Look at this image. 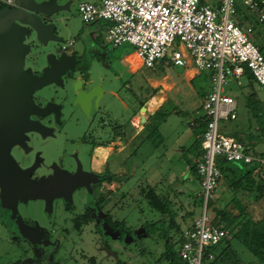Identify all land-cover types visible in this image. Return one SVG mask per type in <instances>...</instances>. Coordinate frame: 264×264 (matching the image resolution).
<instances>
[{
    "label": "rangeland",
    "instance_id": "1",
    "mask_svg": "<svg viewBox=\"0 0 264 264\" xmlns=\"http://www.w3.org/2000/svg\"><path fill=\"white\" fill-rule=\"evenodd\" d=\"M68 1L60 0L62 3H68L67 10L65 9L63 11V15L68 14L70 16L72 14L70 18H72L73 26L79 30L82 28L83 23L76 13L75 2L77 0L72 2V4ZM18 20L17 22L19 23ZM13 21L15 20H12L11 23L14 24ZM100 22L103 24L102 20ZM254 23L252 31L248 33V38L264 57V22L255 20ZM90 25L93 26V24L86 26ZM59 26H61V33L65 34L66 32L62 29V25ZM77 30L74 35L77 34ZM1 32L2 28L0 26V45H2L1 40L3 37ZM28 38L34 39L35 33L32 31L28 35ZM106 42L100 40V45H93L99 51V61H104L107 64L105 63L106 65L103 66L102 63L104 62H102L100 66L95 61L96 59H93L89 69L92 79H115L113 75L118 74V77L121 79L120 81L136 83L133 79L140 82L139 79H144L147 75L161 78L164 73L168 74L171 78L182 79L183 67L174 65L171 61H167L166 58L160 59L148 69H138L131 77L127 72V67L119 63L116 58L122 55V53L132 51L134 48L127 44L118 47L113 46V48ZM34 43H32L28 51L30 56L26 57L25 64L26 66L34 67L32 59H34L33 56L37 55L38 59L34 60H37L38 67L42 66V68H45V54L42 55V53H39ZM175 44L179 46L177 40ZM60 45L61 42H57L54 46L49 45L50 54L53 55L51 58L53 63H57L56 61L59 58L56 49H59ZM127 59L133 67L137 65V61L139 60L135 54L128 56ZM48 63L51 65L50 60H48ZM195 79H199L200 81V91L208 92L210 90L208 71H200ZM109 83L111 88L121 87V82L119 81L118 84L115 80H111ZM255 86L254 88L258 94L263 96V91ZM132 89L135 90L131 86V89H127L128 93L122 90L119 94H121L127 103L128 100L125 97H135L133 107H130L129 110H122L120 106L115 104L112 106L113 116L125 119L139 109L141 105L138 107V104L142 100L140 96L137 97L136 94L134 95L131 92ZM223 90L226 94L237 98L238 104H243L244 96L250 90V87L235 84L233 76L227 75ZM42 93L44 95L53 94V89L49 86ZM149 95L150 91L145 94L146 97H149ZM146 105L150 106V98L146 101ZM77 109L75 110L77 111ZM94 112L95 110H92L90 113V119L92 120L88 123V126H83L84 121H80L82 125H79V127L78 124H75L78 122L67 120L66 125L63 126V131L56 132L53 138L45 141L33 139L30 142L29 140L26 141V143L38 151L40 158L43 160L42 165L46 164L59 167L62 164L63 169L68 171H75L77 165H79L81 171L89 172L88 151L90 150L92 138H89L87 135L93 131L92 137L99 140V137H102L100 134L108 135L112 133L107 128V124L104 126L101 125L105 120L104 118L100 120L96 116V121L93 119ZM160 112L164 114V117L163 115H159L156 118V124L152 123L156 125L157 132L150 131V128L146 133H143L142 137L134 141V146L131 148V155L128 157V161L124 163L123 170L126 175L121 176L123 177V183L118 191L119 193L115 194L116 197L111 198L106 197L104 192V196L100 197L102 199L105 198V202L108 204L102 209L96 210L94 213L97 219L100 218L105 210L118 199V205L122 206L118 214L122 216L124 226L128 227L122 240H118L117 233L107 232L108 247H106L104 245L105 241L97 234L101 228L98 221L87 222L81 225V227L73 228V220L71 223V217L83 212L84 208L87 207L88 193L84 186L77 185L80 182H77V186L73 185L71 189L66 188L64 192L59 190L56 193H51V190L48 192L42 188L40 190L41 196H30L24 192L16 195V192H13L12 195L10 194L5 197L4 204L0 208L1 217L3 216V220L0 219V264H113L117 259L120 261L125 260L127 264H152V260L160 253L164 246L165 238L161 236L163 234L161 229L165 228V235H167L171 227H168L167 216L159 215L158 212L147 206L145 200L136 191L137 187L149 184L150 178L156 175L157 172H160L162 179L159 182L160 188H158V192L163 194L168 191L171 199L170 208L175 211L174 219L181 228L190 225L191 221L201 212V204L197 201L199 197H197L196 182L194 183L192 181L186 184L189 180L186 179L189 172L186 169L185 160L191 157L190 153H188V148L191 146L194 134L198 130L189 126V123L192 119L201 115L202 110L199 106L196 109H185L181 101H178L176 98V100L170 99L164 103ZM80 118L82 120L81 116ZM97 119L99 126L97 125ZM237 123L233 120L219 119L218 133H231L233 129H236L237 126L239 127ZM86 127L89 128L88 131H86ZM102 129H106V133ZM148 135L150 139L147 138ZM253 136L258 140L252 139L250 142L243 141L244 144L250 143L251 150L253 149L252 151L255 154L264 153V141H261L262 136L260 134ZM258 143L259 145L257 146ZM78 146L80 148L76 156L74 152ZM179 149H182V151ZM16 156L18 155L14 154L13 158ZM31 159L32 156H28V160L24 157V160L20 159V163L26 165ZM219 159L218 157L214 159V164L217 167ZM226 164L233 169V175H238L239 170H237L235 164L231 162H226ZM245 168L249 170L250 166L246 165ZM168 169L171 171V174H167ZM38 173L42 174L43 172L38 170ZM174 175L181 178L184 177V179L182 181H174ZM179 186L183 189H180ZM224 186L225 184H223V180L221 179L213 192L212 198L207 199L206 214L210 219L214 217V208L225 206V204L228 210L230 208V204L227 202L230 192L225 190ZM131 187H134L133 191L127 192L128 189L131 190ZM67 196L68 200H66ZM96 196L97 193H94L93 197L95 198ZM243 201V203H246L247 211L250 212L253 218L259 217L258 208L256 207L257 203L261 210L264 211V197L259 202H254L252 199H243ZM65 202H68V208H66ZM92 205L94 206V204ZM13 213L17 214L20 220H25H22L25 224L21 221L23 226L17 223V219L13 217V215L15 217L16 215ZM185 213H188V215L186 214L184 216ZM231 213L236 214V211ZM31 224L46 231L50 237L46 240H41L40 243L32 242L27 234V230L29 229L25 227H30ZM149 227L150 230H148ZM14 234L17 235L16 239H12V235ZM20 236L26 238L23 239ZM230 242L238 255L239 264H259L254 256L239 242H236L234 239ZM91 258H93V262L90 261Z\"/></svg>",
    "mask_w": 264,
    "mask_h": 264
},
{
    "label": "crops",
    "instance_id": "2",
    "mask_svg": "<svg viewBox=\"0 0 264 264\" xmlns=\"http://www.w3.org/2000/svg\"><path fill=\"white\" fill-rule=\"evenodd\" d=\"M19 1V0H18ZM30 3H33L34 5H42L46 8L51 9L50 13H43L41 11H37L34 13L35 17L40 21L43 22L44 25H49L48 29H45L46 31L41 34L40 38H36L35 31L30 27L29 24H27L26 21H20L19 14L14 15L10 14L7 16V18L4 21V25L6 29H3L1 34H4L2 37V45H0V52L2 53V56L0 54V75H10V71H12V76H19V78L26 77L29 79L30 77L35 78V82L39 83L37 88L42 89L41 92L44 91L46 86L53 85V94L43 95L45 97H51L55 96L58 100V103L62 101V109L67 111L68 109H73L74 111L70 114L71 117L64 118L59 116V126L61 125V129L59 131H63V126L66 125L67 120H74V122H78L75 124L82 125V121H84L83 126H88V118L83 115V113L80 111L77 105L72 104V92H71V84L75 80L74 78L78 77H86L85 79H82L81 87L87 88L90 85H94L96 83H99L102 89L101 95L96 100V106L98 109L94 112V120L95 117L101 116V120L104 118L105 120L102 122V126L108 125L109 131H112L111 134H100L102 137H99L101 140V143H94L92 150L88 151V169L89 172L81 171V168L79 165H77L75 171H68L64 170L63 166L56 167V166H49L46 164L42 165L43 160L40 158L39 162L41 165H38L40 163L36 162L33 164V166H30L28 163L26 165L20 166L17 165L14 161L10 150L11 148L19 144L22 141V132L27 131L25 129L26 127H22L20 125V122L13 123L12 121L7 122L9 125V130L7 131L6 128H3L0 130L1 132H4L5 140L4 145H0V208L1 205L4 204L5 197L7 195H10L12 190V175L8 174L6 170L11 171L14 175H20V183L21 181L24 182V186L26 187V190L29 191V193H34L35 191H38V195L41 196L39 191L44 188H52V185H50L51 181L61 180L64 183L70 181H73L75 178V175L80 174L82 175L86 180L91 181V179L96 178L97 176L95 173H102L103 176V182L104 185V192L106 197H116L115 194L119 193V189L121 188V185L123 183L122 175H126V173L123 170L124 163L128 161V157L131 155V148L134 146V141L137 140V138L142 137L143 133H146V127L145 125L152 121V115L158 111H160L164 105V103L168 102L170 99H178V101H181L183 107L185 109L194 108L196 109L197 106L200 107V104L204 98V96L208 92H202L199 90L200 88V81L199 79H195L196 75L199 74L200 71H197L193 65L188 61L186 65L182 66V79L179 78H171L168 74H162L161 78H155L150 76H145L144 79H139L140 82L131 83V82H122L121 79L118 77V74H114L113 78L115 79H92L89 69L91 66V62L93 59H96L100 66L102 62L99 61V51L93 47V45L98 46L100 45V40L104 39V32L107 26L106 21L102 20L103 24L100 22L101 19H97L93 21L92 23H83V26L81 29L77 30V27L74 28L72 23L71 15L68 14L63 15V11L67 10V2H60V0H27ZM75 0H69L70 4L74 2ZM6 3L2 0H0V3ZM78 2V0H77ZM75 2V3H77ZM13 4L8 5L9 8H13L16 4L12 0ZM76 5V4H75ZM76 7V6H75ZM9 8H3L1 11L5 12V9L7 11H13ZM24 12L28 11L27 7H24ZM2 13L1 15H4L5 13ZM67 12V11H66ZM14 16V17H13ZM12 17V18H11ZM12 20H18L19 26L16 27L15 24L11 23ZM88 24H93L90 26H86ZM62 29L66 32L65 34L61 33V26ZM12 26V27H11ZM13 26H15L19 30V34L15 35V31L13 29ZM77 30V34L74 35V33ZM81 30V31H80ZM85 30V31H84ZM35 33L34 39H29L28 35L31 32ZM8 34V36H7ZM66 35V36H65ZM51 37V39H49ZM70 44H68V42ZM35 42V43H34ZM57 42H61V45L59 46V49H56L59 56H62L61 62L59 63H53L51 58L53 55L50 54L49 45H56ZM97 42V43H96ZM32 43H34V46L38 48L37 51L39 53H42V55L45 54V68L38 67V63L36 62L38 59L37 55L33 56L34 59H32V64L36 69L39 70V75H35L31 73L30 68H23L22 66V57L28 54L29 49L32 46ZM110 47L111 46L108 42H106ZM16 45L17 48L14 46ZM61 46H64V48H61ZM118 47V46H114ZM113 47V48H114ZM67 53V55H65ZM36 54V53H35ZM135 54L137 58L139 59L137 61L136 66H131L130 62L128 61V56ZM32 55V54H31ZM49 56V57H48ZM58 56V57H59ZM3 58V59H2ZM167 61L170 62V60L165 57ZM119 63L122 65H125L127 67V72L131 75V77L138 71V69H148L144 67L141 64V60L136 54V51L132 49V51H128L125 53H122L119 57L116 58ZM43 60V59H42ZM48 60H50L51 65L48 63ZM2 62H6L7 66L6 69H3ZM106 62L102 63L103 66H105ZM157 63V62H156ZM176 65V64H174ZM180 66V65H178ZM38 67V68H37ZM14 70V71H13ZM8 72V73H7ZM64 73H67L68 79H60V76ZM75 73V74H74ZM56 76L58 79H44L48 76ZM11 76V75H10ZM112 76V75H111ZM111 80H115V82L118 84V81L121 82V87L117 88H111L110 83ZM109 81V82H108ZM245 80L242 78V76L239 77L238 82L235 80V84L243 86L245 84ZM255 83H252V88L255 92V98L258 100V103H253V105L256 107L255 109L258 110L260 106H263L264 109V95L260 96L258 92L255 90L254 85ZM129 86H133L134 89L137 92V97L140 96V99L142 100L139 104L144 105L145 111L140 113L137 109V111L131 113L129 116H127L125 119H121L118 116H113L112 112V106L118 105L123 110H129V108L133 107V100L135 97H125V99L128 100V103L123 99L121 94L119 92H122L124 90L127 92V89H129ZM256 88L257 85L255 86ZM149 97L145 96L146 93H149ZM128 93V92H127ZM19 96L21 94H17V96H14L19 99ZM232 97V96H231ZM131 100H130V99ZM150 98V106L146 105V101ZM236 101V117L233 119V121L238 122L236 130L237 134L243 138V141H252V139L258 140L255 136L252 137V135H259L261 133L260 129V122H257L250 112L247 111L246 105L238 104L237 98L233 97ZM13 99V97L11 98ZM29 99V94H28ZM11 101V100H9ZM30 101V99L28 100ZM115 101V102H113ZM57 103V101H56ZM56 104H51V106H55ZM56 108L60 107L59 104L55 106ZM78 109H77V108ZM9 108V103L7 99H0V115H8L9 111L7 109ZM61 108V107H60ZM77 109V111L75 110ZM181 110V109H179ZM175 111V110H173ZM82 117V120L80 116ZM264 113V112H262ZM139 114H142L144 117V121L140 122V116ZM9 115H12L10 113ZM81 121V122H80ZM96 121V120H95ZM97 119V123H98ZM193 122H195V118L192 119L189 123V126L193 127ZM23 124V123H22ZM80 127V126H79ZM87 128V127H86ZM85 128V129H86ZM104 128V127H103ZM29 130V129H28ZM32 130V129H31ZM36 129L33 131L35 132ZM84 130V129H83ZM106 133V129L103 130ZM119 131V132H118ZM116 132V133H115ZM118 132V133H117ZM249 132V133H248ZM38 133V131H36ZM260 136H262L260 134ZM264 141V136H262V140ZM260 141V142H261ZM259 142V143H260ZM257 144V146L259 145ZM248 147L250 146V143H247ZM80 146L75 148L76 156L79 153ZM183 149V148H182ZM182 149H179L182 151ZM12 157V158H11ZM161 158V157H160ZM4 160V161H2ZM160 160V159H159ZM25 166V167H24ZM41 170L42 172L45 171L48 175L39 174L37 178L32 177V169L35 170ZM49 169V170H47ZM170 169V168H169ZM168 169V170H169ZM187 169V165H186ZM51 170V171H50ZM167 170V169H166ZM188 170V169H187ZM6 172V175L3 173ZM44 172V173H45ZM163 172V171H162ZM171 174V171H167V174ZM162 175L160 172H157L156 175L152 176L150 178L149 185L154 188L156 192H158V188H160V180L162 179ZM174 181H179L181 177H178L177 175L173 176ZM184 179V177H182ZM186 179H189L186 184L191 183L193 180L190 173L187 175ZM169 180V179H168ZM221 180V179H220ZM19 183V182H18ZM219 183V181H218ZM45 185V187H43ZM218 185V184H217ZM115 186V187H114ZM142 186V185H141ZM139 187H137L136 191L139 190ZM217 187V186H216ZM134 187H131V190L128 189L127 192L133 191ZM180 189H183L181 186H179ZM216 189V188H215ZM224 189V188H223ZM111 190V191H109ZM230 192L229 189H225ZM17 192V191H16ZM230 194V193H229ZM17 195V194H16ZM115 203L117 206L119 200L117 199ZM114 202L108 207V209H114ZM108 204L105 202V198L103 201V207ZM229 211L234 212L238 211L237 205L235 202L230 201L229 202ZM106 209V210H108ZM228 209V208H226ZM17 220L19 221V218L16 216ZM2 220V218L0 217Z\"/></svg>",
    "mask_w": 264,
    "mask_h": 264
},
{
    "label": "built area",
    "instance_id": "3",
    "mask_svg": "<svg viewBox=\"0 0 264 264\" xmlns=\"http://www.w3.org/2000/svg\"><path fill=\"white\" fill-rule=\"evenodd\" d=\"M2 1L12 3V0ZM236 6L264 22V0H80L76 3V13L82 22L106 21L104 39L112 46H132L144 67L150 68L167 57L173 64L184 66L189 61L197 71L209 72L210 90L200 104L202 114L197 117L205 120L200 135L202 154L196 162L201 212L181 234L177 254L184 264H206L213 257L208 247L226 235L206 214L207 199L212 198L221 177L214 164L215 157L250 166L253 176L264 177V153L255 154L234 136L218 133L219 119L236 117V101L223 90L227 75L238 82L246 69L264 93V57L248 38L252 23L237 18Z\"/></svg>",
    "mask_w": 264,
    "mask_h": 264
},
{
    "label": "trees",
    "instance_id": "4",
    "mask_svg": "<svg viewBox=\"0 0 264 264\" xmlns=\"http://www.w3.org/2000/svg\"><path fill=\"white\" fill-rule=\"evenodd\" d=\"M236 11L238 14L237 18L240 21L251 22L253 23L252 26H254L255 19H253L245 9L240 6H236ZM242 78L246 81L244 85L250 87V90L244 96V104L248 108L247 111L250 112L252 117L257 122H260V134L264 136V113H262L264 112L263 106H260L259 108L258 105L257 110L253 105V103H258V100L255 98V92L252 88V83L256 84V82L246 69H244L242 73ZM160 111L154 113L152 115V121L145 125L147 131L151 128L150 131H154L155 133L157 132L156 125H154L157 122L156 118H158L159 115H163L164 117V114H161ZM192 125L194 129L198 130L195 132L193 142L188 148V153H190L191 157L186 158L185 162L194 183L196 182V192L197 197H199L197 201L201 204V198L198 195L200 192V184L199 177L196 173V162L201 158L202 154L200 147V135L205 127V120L203 117H201V119L195 118V122H193ZM229 135L234 136L244 144L243 138L237 134L236 130L229 133ZM147 138L150 139V136L148 135ZM233 164H235L237 170H239L238 175H233V169L226 164V161L223 159H219L218 161V167L221 173L220 179L223 180L225 189L227 188L230 190V196L227 202H235L238 211L236 214H232L231 211L226 209V204L225 206L214 208V217L210 220V222L225 230L226 235L216 245L208 247V250L212 253L213 257L210 260H207L206 264H239L238 255L230 242L233 239L245 247L251 255L254 256L259 264H264V211L261 210L257 203L256 207L258 208L259 217L253 218L250 212L246 209V203H243V199H252L254 202H259L260 199L264 197V177L253 176L250 169L246 170L245 165L236 163ZM220 179L218 181H220ZM179 181H182V178L179 179ZM138 193L145 200L149 208L158 212L159 215L161 214L167 216L168 227H171V230H168L169 233L167 235H165V228L161 229L163 233L161 236L165 238L164 246L151 263L184 264L183 260L177 254V249L182 241L181 234L183 229L190 227L193 220L190 225L184 226V228H181L180 225L176 223L174 219L175 211L170 208L171 199L168 191L161 194L156 192L149 184H145L144 186L139 187ZM98 204L99 201H96V205ZM113 205L115 206L116 204L114 203ZM120 208H122V206L116 205L114 209L112 208L106 210L101 218V228L98 230L99 233L97 234L98 236H102L101 239L105 241L104 245L106 247H108L106 238L107 232L117 233L118 240H122L123 235L126 230H128V227L124 226V220L121 218L122 216L118 214ZM186 214L188 215V213H185L184 216H186ZM78 216L74 218L73 228H78V226L80 227L85 220L90 217V211L86 209L82 215ZM148 230H150V227ZM90 261L93 262V258H91ZM113 264H127V262L125 260L120 261L117 259Z\"/></svg>",
    "mask_w": 264,
    "mask_h": 264
},
{
    "label": "flooded vegetation",
    "instance_id": "5",
    "mask_svg": "<svg viewBox=\"0 0 264 264\" xmlns=\"http://www.w3.org/2000/svg\"><path fill=\"white\" fill-rule=\"evenodd\" d=\"M13 1L15 2V4L18 3V0H13ZM10 4H13V3H3V2L0 3V26L3 29H6V27L4 25L5 24L4 21L7 18V16H9L10 14H14V15L19 14V13H16L18 11L17 10V8H18L17 4L13 8H9L8 5H10ZM4 7L9 8L10 10L14 9V11H7V9H5V12L3 11L5 14L1 15L3 13L1 10ZM13 22H14L16 27L19 26V23L16 20ZM15 26H13V27L16 28ZM13 30L15 31V35L17 37V35L19 34L18 33L19 30L17 28L13 29ZM2 35H4V34H2ZM7 36H8V34H7ZM14 46L17 48L16 45H14ZM0 54L2 56L1 52H0ZM27 56H30V54L28 53L22 57L23 68H27V67L30 68L31 73L38 76L39 75L38 69H36L34 67L26 66L25 60H26ZM2 64L4 65L3 69L5 70L7 64H6V62H2ZM8 74H10L11 76L5 75V72H4V75H0V99H7L8 103H9V108L8 109L6 108L9 111L8 115L7 114L6 115H0V130H2L3 128H6V130L8 131L9 125L7 124V122H10V121H12L13 123L19 121L20 125H22V127H26L25 129H27V131L22 132V141L19 144L14 145L11 148L10 153H11L12 157L14 154L18 155L13 159L16 162V164L20 165V166H23L20 163L21 162L20 159L24 160V157H26V160H28V156H32V159L28 161V164L30 166H33V164L36 162L40 163L39 162L40 154L38 153V151L33 146L27 144L26 141L29 140V142H30L33 139H39L40 141H45V140H48L50 138H53L54 134L61 129V125L59 126V124H60L59 116L60 117L64 116V118L69 119L71 117L70 114L74 110L73 109H68L67 111L63 110L62 109V101L58 103V100L56 99L55 96L45 97L41 92L42 89L37 88L39 83L35 82V78L30 77L28 79L27 76L23 77V78H19V76H12L13 74H12V71H10V69H9ZM66 74L67 73H64L63 75H61L60 79H68V76ZM85 78L86 77L83 76V77H78V78H74V79H79L81 84H82V79H85ZM44 79H58V78L56 76L50 75L48 77H45ZM96 84H98L100 87V90H101L100 95H101V93H102L101 86L99 83H96ZM49 86H51L53 88V85H48V86H46V88H48ZM128 88L131 89V86H129ZM53 89H56V88H53ZM131 92L134 93V95L135 94L137 95L136 90L132 89ZM18 93L21 94V96H19V99L17 100V98H15L14 96H17ZM28 94H29L30 101H28L29 100ZM12 97H13V99H11ZM9 100H11V101H9ZM56 101H57V103H56ZM51 104H56V105L59 104V106L61 108L60 107L56 108L55 107L56 105L50 107ZM97 109H98V107L96 106V103L94 105H93V103H91L88 114L84 115V113H83V115L88 118V122H90L92 120V119H90L91 118L90 117L91 111L92 110L96 111ZM10 113H12V115H9ZM98 117L101 120V116H99V114H98ZM93 119H94V117H93ZM97 125L99 126V123ZM34 129H36L35 132L33 131ZM88 129L89 128H86V131H88ZM36 131H38V133H36ZM4 132L5 131H3V132L0 131V145H2L4 143L3 141L5 140ZM92 132L93 131H91L88 135L85 134L89 138H92L89 152L92 150V148H93L92 146L94 143H97V144L101 143L100 138H99V140H96L92 137ZM18 152H19V154H17ZM2 161H4V160H2ZM38 165H41V163ZM51 166H53V165H51ZM0 170H1V168H0ZM47 170H49V169H47ZM31 171H32V175H33L32 177L37 178L38 176H40L36 172L37 171L36 168H35V170L32 169ZM6 172L8 174H11L13 177V179H12L13 185H11L12 190L10 192L11 195L13 192H16V191H17L16 192L17 195L22 194L23 192L28 195V190H26V187L23 185L24 182L21 181V183H20V180H18V179H20V175L19 176L14 175L13 174L14 172L12 173L11 171H8V170H6ZM6 172L3 171V173L5 175H6ZM44 172L45 171H43V175L50 176V174H51V173L47 174L46 172L45 173ZM102 173L103 172L95 173V175L97 177L91 179V181L86 180L82 176L83 174L82 175L77 174V175H75V178L73 179V181L69 180L68 182H65V183L59 179L56 180V182L51 181L50 185H52V188L51 189L47 188L46 190L48 192H49V190H51L50 191L51 193H56L59 190H61V192H64L66 190V188L71 189L73 187V185H76L77 182H80V184H77V185L78 186L79 185L84 186L87 190V193H88L87 207L84 208V211L86 209L90 211V217L88 219H86L82 225L86 224L87 222H94V221H98L99 224L101 225V218L104 214L100 218L97 219L96 216L94 215V213L96 210L98 211V210L103 208L104 198L102 199L101 197L104 196V191H103L104 185L102 184V182L104 181L103 180L104 178L102 176ZM43 187H45V185ZM39 193H41V192L39 191ZM43 193H45V192H43ZM94 193H97V196L95 198L93 197ZM57 195H59V194H57ZM49 199H50V197H49ZM66 200H68V196L66 197ZM96 201H99L98 205H96ZM65 203H66V208H68V205H69L68 202H65ZM92 204H94V206ZM84 211L81 213H78V215H82L84 213ZM13 214H15V213H13ZM15 215L18 217L17 214H15ZM78 215L71 217V223H72V220L74 223V218H76ZM0 217H1V214H0ZM13 217L16 218L14 215H13ZM78 217H80V216H78ZM18 218H19V221L17 220V223L19 225L23 226L22 222L25 220L22 219L23 220L22 221V220H20V217H18ZM23 223L25 224V222H23ZM32 225L33 224H31L30 227L25 226L27 229H29V230H27V234L29 236L28 238H31L32 242L34 241L35 243H40L41 240L43 241L44 239L46 240L50 237L46 231H43L38 226L36 227V226H32ZM16 236H17L16 234L12 235V239H16L17 238ZM20 237L23 238V236H20ZM99 237L102 238V236H99ZM25 238H23V239H25Z\"/></svg>",
    "mask_w": 264,
    "mask_h": 264
},
{
    "label": "water",
    "instance_id": "6",
    "mask_svg": "<svg viewBox=\"0 0 264 264\" xmlns=\"http://www.w3.org/2000/svg\"><path fill=\"white\" fill-rule=\"evenodd\" d=\"M17 12L19 13V20L20 21H26L27 24L30 25V27L35 31L36 33V38H40L41 34H43L45 29H48L49 25H44L43 22H40L34 15L35 12L41 11L43 13H50L51 9L46 8L42 5H34L33 3H30L27 0H19L17 3ZM24 7L28 8V11L24 12L23 9ZM14 11V10H13ZM14 17V16H13ZM12 18V17H11ZM51 39V37L49 38ZM49 57V56H48ZM63 57L59 56L57 59V63L61 62V59ZM71 92H72V104H75L78 106L80 111L84 113V115L88 114L89 108L91 106V103L93 105L96 103V100L98 96L100 95V87L98 84L90 85L87 88H82L81 87V82L79 79H75L73 83L71 84ZM140 113L145 111L144 105H141L138 110ZM140 116V122L144 121V117L142 114H139ZM36 194L29 193L28 195L30 196H37L38 192H34ZM39 196V195H38Z\"/></svg>",
    "mask_w": 264,
    "mask_h": 264
}]
</instances>
